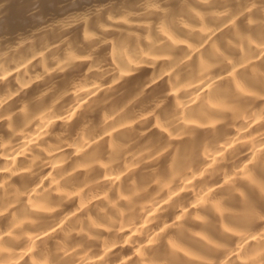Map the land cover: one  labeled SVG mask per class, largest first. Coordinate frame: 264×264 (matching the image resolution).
Wrapping results in <instances>:
<instances>
[{
  "label": "clouds",
  "instance_id": "9594fccd",
  "mask_svg": "<svg viewBox=\"0 0 264 264\" xmlns=\"http://www.w3.org/2000/svg\"><path fill=\"white\" fill-rule=\"evenodd\" d=\"M0 264H264V0H0Z\"/></svg>",
  "mask_w": 264,
  "mask_h": 264
}]
</instances>
